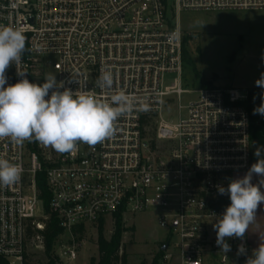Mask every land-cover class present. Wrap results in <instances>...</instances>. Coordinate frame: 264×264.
Returning a JSON list of instances; mask_svg holds the SVG:
<instances>
[{
  "label": "built area",
  "instance_id": "1",
  "mask_svg": "<svg viewBox=\"0 0 264 264\" xmlns=\"http://www.w3.org/2000/svg\"><path fill=\"white\" fill-rule=\"evenodd\" d=\"M249 9L264 10V0H0V26L27 37L22 62L6 71L8 84L25 71L31 83L53 74L75 91L73 77L102 100L123 90L151 106L121 117L112 139L95 147L78 142L71 153L0 139V158L23 169L18 183L0 187V258L24 264L31 245L44 253L40 232L53 216L61 233L50 256L73 264L77 232L112 222L115 213H150L167 233L159 242L162 264H245L254 250L247 238L226 237L231 250L224 254L213 224L230 205L218 186L252 165L248 92L184 88L187 34L179 18L184 11ZM102 67L114 72L112 90L97 86ZM183 95L195 97L182 105ZM172 108L176 121L162 116ZM41 171L46 206L36 188ZM240 245L246 254H237Z\"/></svg>",
  "mask_w": 264,
  "mask_h": 264
},
{
  "label": "clouds",
  "instance_id": "2",
  "mask_svg": "<svg viewBox=\"0 0 264 264\" xmlns=\"http://www.w3.org/2000/svg\"><path fill=\"white\" fill-rule=\"evenodd\" d=\"M26 41V35L19 28L0 26V139L8 138L18 146L25 141H37L59 153H71L78 142L95 147L112 139L118 131L117 121L121 117L134 111L151 110L148 103L138 101L123 90L102 100L93 92L82 90L80 81L73 77L68 83L80 85L75 91L65 87L64 81H57L53 74H47L43 84L31 83L25 71H17L21 79L8 84L6 71L13 64L17 66L22 62ZM114 82V72L102 67L97 86L112 90ZM255 84L264 88V72ZM253 114L264 117V93H261V104L253 109ZM254 155L257 162L242 178L231 180L227 188L218 186L219 194L229 195L231 201L213 224L216 243L224 254L231 250L225 238L243 239L256 220L258 206L264 203V192L261 191L264 186V156L259 148ZM22 171L19 164L0 158V187L18 183ZM253 174L261 177L258 184L252 183ZM237 254H246L243 245L238 247ZM245 264H264V241L253 250Z\"/></svg>",
  "mask_w": 264,
  "mask_h": 264
},
{
  "label": "rangeland",
  "instance_id": "3",
  "mask_svg": "<svg viewBox=\"0 0 264 264\" xmlns=\"http://www.w3.org/2000/svg\"><path fill=\"white\" fill-rule=\"evenodd\" d=\"M180 24L189 37L186 56L182 62L183 86L188 90L203 87L236 88L240 90H261L255 81L264 72V10L226 11H184L180 14ZM174 75L166 76V84ZM195 95H183L182 105ZM261 103V101H260ZM180 115H184L182 111ZM162 116L179 117L177 109L163 110ZM264 156V140L252 142V158L257 149ZM125 226L133 227L123 237L126 264H149L159 249V242L167 237L166 230L160 228L150 213L126 215ZM106 238L111 233V222L103 223ZM80 247L73 264H88L90 257L97 256V227L87 226L77 232ZM47 257L38 249L28 248L29 264H46ZM54 264H62L60 262ZM160 264L162 262L160 261Z\"/></svg>",
  "mask_w": 264,
  "mask_h": 264
},
{
  "label": "trees",
  "instance_id": "4",
  "mask_svg": "<svg viewBox=\"0 0 264 264\" xmlns=\"http://www.w3.org/2000/svg\"><path fill=\"white\" fill-rule=\"evenodd\" d=\"M189 39L188 36L183 38L182 46V60L186 56V43ZM248 92V100L245 103V108L249 112L250 123H249V138L252 142L258 140H264V117L260 114H253V109L259 107L260 103V92L261 90L250 89ZM228 184L226 185L227 188ZM36 188L38 191L39 198L43 201L44 205H47L49 199V191L45 182L44 171L39 172L36 175ZM225 202L231 203L229 195L226 197ZM103 222H100L97 226V237H96V250L97 256L90 257L88 264H126V254L123 250V235L132 231L133 227L125 226V221L120 213H115L112 216L111 222V233L108 238L103 234ZM42 236V242L44 247V254L48 261L46 264H54V260L50 256V252L53 248V244L57 236L61 233V229L57 226V223L53 216L45 223L43 230L40 232ZM162 250L159 248L153 255L149 264H160L162 258ZM0 264H7V262L0 258ZM24 264H29L24 262Z\"/></svg>",
  "mask_w": 264,
  "mask_h": 264
},
{
  "label": "crops",
  "instance_id": "5",
  "mask_svg": "<svg viewBox=\"0 0 264 264\" xmlns=\"http://www.w3.org/2000/svg\"><path fill=\"white\" fill-rule=\"evenodd\" d=\"M256 163L252 158V164ZM247 171H238L232 174L231 180L242 178ZM261 177L253 174L252 183L258 184ZM261 191L264 192V186L261 187ZM256 220L250 225L249 229L246 231L245 237L248 243L253 249H257L261 242L264 241V203L260 204L256 210Z\"/></svg>",
  "mask_w": 264,
  "mask_h": 264
}]
</instances>
